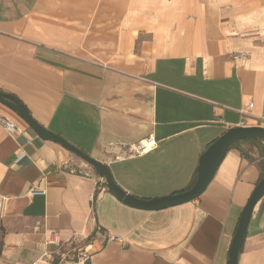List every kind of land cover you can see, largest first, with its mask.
Returning <instances> with one entry per match:
<instances>
[{
  "label": "crops",
  "instance_id": "crops-1",
  "mask_svg": "<svg viewBox=\"0 0 264 264\" xmlns=\"http://www.w3.org/2000/svg\"><path fill=\"white\" fill-rule=\"evenodd\" d=\"M0 91L128 194L180 193L227 129L264 127V0H0ZM0 117L16 127L0 125V264H227L264 140L229 147L196 199L142 210L1 101ZM238 264H264V195Z\"/></svg>",
  "mask_w": 264,
  "mask_h": 264
},
{
  "label": "water",
  "instance_id": "water-1",
  "mask_svg": "<svg viewBox=\"0 0 264 264\" xmlns=\"http://www.w3.org/2000/svg\"><path fill=\"white\" fill-rule=\"evenodd\" d=\"M0 101L15 112L43 139L53 140L60 143L84 162L93 167L95 172L104 179L106 187L114 193L123 203L142 210H159L170 206L179 205L196 199L208 186L213 175L222 161L226 151L235 142L240 140H264V127L261 126H237L227 129L222 135L208 145L201 154L194 183L188 189L173 195L162 196L154 199H140L119 187L113 180L106 164L97 161L79 148L73 146L68 141L57 134L45 129L37 123L30 115L27 108L11 94L0 91ZM264 195V175L255 185L247 202L243 206L237 227L233 234L231 244L228 249L227 264H238V256L241 250L245 233L249 224L252 210L258 200Z\"/></svg>",
  "mask_w": 264,
  "mask_h": 264
},
{
  "label": "built area",
  "instance_id": "built-area-1",
  "mask_svg": "<svg viewBox=\"0 0 264 264\" xmlns=\"http://www.w3.org/2000/svg\"><path fill=\"white\" fill-rule=\"evenodd\" d=\"M252 107V103H249L247 105V110ZM245 112V111H244ZM0 125L4 126L9 133H13L16 130V127L13 122L10 120L0 117ZM156 141L153 137H149L147 139H141L138 140L137 142L133 143L129 147V155L131 156H140L144 155L146 152L151 150L153 147H155ZM50 238L48 240L49 243H53L55 245H59V237L57 233L51 231L49 233Z\"/></svg>",
  "mask_w": 264,
  "mask_h": 264
},
{
  "label": "rangeland",
  "instance_id": "rangeland-1",
  "mask_svg": "<svg viewBox=\"0 0 264 264\" xmlns=\"http://www.w3.org/2000/svg\"><path fill=\"white\" fill-rule=\"evenodd\" d=\"M83 163H85L86 165H87V163L86 162H84L83 161ZM68 258V257H67ZM76 257H75V255H74V253H71L70 255H69V259H75Z\"/></svg>",
  "mask_w": 264,
  "mask_h": 264
},
{
  "label": "trees",
  "instance_id": "trees-1",
  "mask_svg": "<svg viewBox=\"0 0 264 264\" xmlns=\"http://www.w3.org/2000/svg\"><path fill=\"white\" fill-rule=\"evenodd\" d=\"M248 140H250V141H254V140H251V139H248ZM255 141H256V140H255ZM195 178H196V176L193 178V180L191 181V183H190V185H189L188 187H190V186L194 183Z\"/></svg>",
  "mask_w": 264,
  "mask_h": 264
}]
</instances>
